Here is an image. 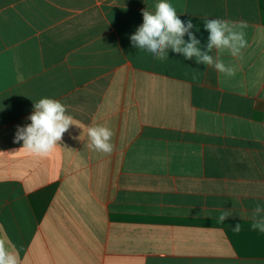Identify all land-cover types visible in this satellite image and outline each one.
<instances>
[{
    "label": "crops",
    "instance_id": "obj_1",
    "mask_svg": "<svg viewBox=\"0 0 264 264\" xmlns=\"http://www.w3.org/2000/svg\"><path fill=\"white\" fill-rule=\"evenodd\" d=\"M157 2L0 0V239L21 264H264V0H168L202 51L205 19L246 22L241 56L209 53L231 76L134 48ZM44 97L78 126L38 156L14 136Z\"/></svg>",
    "mask_w": 264,
    "mask_h": 264
},
{
    "label": "clouds",
    "instance_id": "obj_2",
    "mask_svg": "<svg viewBox=\"0 0 264 264\" xmlns=\"http://www.w3.org/2000/svg\"><path fill=\"white\" fill-rule=\"evenodd\" d=\"M142 24L130 36L134 48L146 51L157 60H166L170 49L174 53H182L186 59L196 58L198 64L214 67L220 73L234 75V69L226 65L221 59L214 60L209 53L216 49L218 53L228 52L233 57L242 55L247 47L246 22L233 23L222 19H205L204 29L209 33L207 50L202 51L201 41L193 31L196 26L189 19H180L175 7L168 0H158L154 11L147 8L142 10ZM199 31L198 28H196ZM185 36L188 37L185 40ZM30 123L17 126L14 143H22L21 149L30 154L46 156L60 146L64 134L73 125V116L68 114L67 106L59 100L49 97L39 99L33 105V111L28 117ZM113 131L105 126H89L87 137L89 147L96 151L111 154ZM264 205L257 204L252 212V229L264 233ZM233 214L231 210H223L219 221L223 223ZM234 231H240V224H236ZM0 264H21L17 251L11 250L4 239H0Z\"/></svg>",
    "mask_w": 264,
    "mask_h": 264
}]
</instances>
